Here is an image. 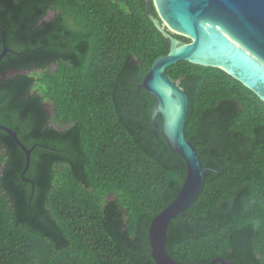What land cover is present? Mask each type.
Returning a JSON list of instances; mask_svg holds the SVG:
<instances>
[{"label": "trees", "instance_id": "16d2710c", "mask_svg": "<svg viewBox=\"0 0 264 264\" xmlns=\"http://www.w3.org/2000/svg\"><path fill=\"white\" fill-rule=\"evenodd\" d=\"M152 19L153 0H0V125L32 149L24 181L26 155L0 130V264H155L149 226L186 165L138 88L170 51ZM165 75L188 96L186 139L215 170L171 221L167 254L264 264V102L221 69L184 61Z\"/></svg>", "mask_w": 264, "mask_h": 264}, {"label": "water", "instance_id": "95a60500", "mask_svg": "<svg viewBox=\"0 0 264 264\" xmlns=\"http://www.w3.org/2000/svg\"><path fill=\"white\" fill-rule=\"evenodd\" d=\"M159 20L155 27L171 42L167 55L159 57L138 88L155 97L151 111L153 133L161 128L171 149L186 165L184 183L174 200L151 222L148 240L155 264H181L166 252V236L171 221L183 216L200 195L205 179L215 170L204 167L195 147L186 139L187 93L166 75L167 68L180 62L223 70L241 82L264 102V0H153ZM170 32L164 31L162 24ZM190 40L183 44L176 37ZM11 52L3 44L2 60ZM161 117L158 123L157 117ZM26 155L30 154L15 132L0 125ZM211 264H236L218 258Z\"/></svg>", "mask_w": 264, "mask_h": 264}, {"label": "rangeland", "instance_id": "374dc122", "mask_svg": "<svg viewBox=\"0 0 264 264\" xmlns=\"http://www.w3.org/2000/svg\"><path fill=\"white\" fill-rule=\"evenodd\" d=\"M51 15H52V14H51ZM55 69H56V66L53 65V66H51V67L49 68V71H50V72H54ZM35 73L39 74V73H41V72H40V71H38V72H36V71H32V72H30V74H35ZM13 74H14V72L12 73V75H13ZM45 107H46V109L49 111L50 115L53 116V108H52V104H51L50 102H46V103H45ZM52 125L55 126V127L60 128L59 124H57V123H52Z\"/></svg>", "mask_w": 264, "mask_h": 264}]
</instances>
